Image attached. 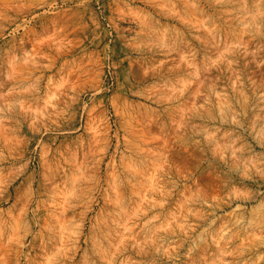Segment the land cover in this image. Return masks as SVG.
Segmentation results:
<instances>
[{
	"label": "clouds",
	"instance_id": "9594fccd",
	"mask_svg": "<svg viewBox=\"0 0 264 264\" xmlns=\"http://www.w3.org/2000/svg\"><path fill=\"white\" fill-rule=\"evenodd\" d=\"M0 264H264V0H0Z\"/></svg>",
	"mask_w": 264,
	"mask_h": 264
}]
</instances>
